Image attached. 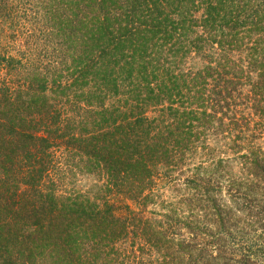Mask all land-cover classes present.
Masks as SVG:
<instances>
[{
  "label": "trees",
  "instance_id": "obj_1",
  "mask_svg": "<svg viewBox=\"0 0 264 264\" xmlns=\"http://www.w3.org/2000/svg\"><path fill=\"white\" fill-rule=\"evenodd\" d=\"M0 264H264V0H0Z\"/></svg>",
  "mask_w": 264,
  "mask_h": 264
},
{
  "label": "rangeland",
  "instance_id": "obj_2",
  "mask_svg": "<svg viewBox=\"0 0 264 264\" xmlns=\"http://www.w3.org/2000/svg\"><path fill=\"white\" fill-rule=\"evenodd\" d=\"M77 182H76V188L78 190H83L84 192H91V194H94L96 192V186L98 185L97 182L95 181V179L91 178V177H87V176H78L77 178ZM162 188L159 191V194L162 195V199L165 200H171L174 197V194L172 193L173 191V187H169V186H164V187H160ZM176 194V193H175Z\"/></svg>",
  "mask_w": 264,
  "mask_h": 264
}]
</instances>
